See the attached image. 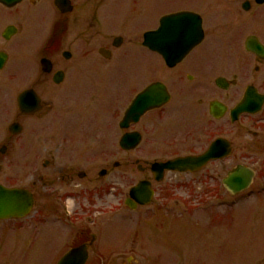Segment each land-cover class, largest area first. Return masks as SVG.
Here are the masks:
<instances>
[{
    "label": "flooded vegetation",
    "instance_id": "af4514ba",
    "mask_svg": "<svg viewBox=\"0 0 264 264\" xmlns=\"http://www.w3.org/2000/svg\"><path fill=\"white\" fill-rule=\"evenodd\" d=\"M183 1L0 0V187L22 205L0 220L3 264L40 248L47 264L75 250L102 264L127 212L142 253L122 260L175 264L176 231L221 220L176 207L244 196L224 181L239 166L256 178L264 155V0ZM246 92L262 104L238 113ZM210 149L196 170L164 166Z\"/></svg>",
    "mask_w": 264,
    "mask_h": 264
},
{
    "label": "rangeland",
    "instance_id": "374dc122",
    "mask_svg": "<svg viewBox=\"0 0 264 264\" xmlns=\"http://www.w3.org/2000/svg\"><path fill=\"white\" fill-rule=\"evenodd\" d=\"M176 4L177 8H182L184 1L176 0ZM131 158L134 159L135 156ZM254 158V167L258 168L254 186L260 191V188L264 189V155L255 152ZM114 160H118V156H113ZM134 181V177L128 179L129 184ZM172 206L171 209L175 210ZM176 208L175 211L178 213H190L193 216L203 213L208 217L216 213L218 208L221 220L218 225H214V220L210 221L209 217L206 229L201 232L192 226H188L189 230L176 231L174 242L176 257L175 255L172 257L175 264H264V195L260 198L249 197L248 192H245L244 196L223 205H192L186 210ZM127 218L131 220L128 219L127 234L122 235L120 245L99 253L102 264H113V259H117L115 264H128L126 260H122L128 256L140 260L139 254L142 250L138 247L136 239V215L127 212ZM119 237L114 229L111 239L118 243L116 238ZM144 249L146 251V248ZM6 252L0 253V264L8 258L4 255ZM49 252L50 250L45 248L37 249L33 256L34 263L47 264L50 260ZM167 257V253H164L161 259Z\"/></svg>",
    "mask_w": 264,
    "mask_h": 264
},
{
    "label": "water",
    "instance_id": "95a60500",
    "mask_svg": "<svg viewBox=\"0 0 264 264\" xmlns=\"http://www.w3.org/2000/svg\"><path fill=\"white\" fill-rule=\"evenodd\" d=\"M261 101L257 102L255 105L251 103V96L249 92H246L244 99L241 101L238 107V113L243 112H255L254 110H259L261 106ZM138 108L134 106L128 113L127 117H130L132 113L137 114ZM136 142V139L131 136H126L122 141L121 144L129 147H133ZM213 150L210 149L206 154L197 158L195 162H183V163H168L164 165L165 167H174V166H182L184 168L191 167L192 170L198 169L200 166L205 164L209 158L214 157L212 154ZM253 173L248 169L243 167H237L234 172L230 173L227 179L224 181L225 188L233 194H238L244 190H247L252 183ZM137 192V189L134 187L131 192L130 196L134 197ZM17 192L14 190H7L0 187V219H8L13 216H21L20 214V203L15 202L14 195ZM86 258L85 253L80 250H75L68 253L60 262L59 264H84Z\"/></svg>",
    "mask_w": 264,
    "mask_h": 264
}]
</instances>
